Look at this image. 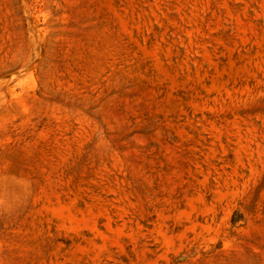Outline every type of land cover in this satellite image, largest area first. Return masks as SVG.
Returning a JSON list of instances; mask_svg holds the SVG:
<instances>
[{
	"label": "rangeland",
	"instance_id": "obj_1",
	"mask_svg": "<svg viewBox=\"0 0 264 264\" xmlns=\"http://www.w3.org/2000/svg\"><path fill=\"white\" fill-rule=\"evenodd\" d=\"M0 264H264V0H0Z\"/></svg>",
	"mask_w": 264,
	"mask_h": 264
}]
</instances>
